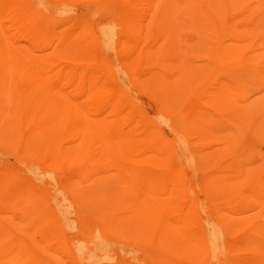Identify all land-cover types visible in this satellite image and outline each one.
<instances>
[{
    "label": "bare ground",
    "instance_id": "1",
    "mask_svg": "<svg viewBox=\"0 0 264 264\" xmlns=\"http://www.w3.org/2000/svg\"><path fill=\"white\" fill-rule=\"evenodd\" d=\"M240 2L0 0V42L26 80L105 113L98 124L125 157L135 225L162 228L168 216L208 254L226 245L227 264H264V96L227 110L225 85L208 82L221 54L206 31L220 5ZM32 183L19 209L25 237L0 223V264H106L111 238L129 237L101 209L47 201Z\"/></svg>",
    "mask_w": 264,
    "mask_h": 264
},
{
    "label": "rangeland",
    "instance_id": "2",
    "mask_svg": "<svg viewBox=\"0 0 264 264\" xmlns=\"http://www.w3.org/2000/svg\"><path fill=\"white\" fill-rule=\"evenodd\" d=\"M251 1L242 0L228 10L220 5L221 14L206 31V37L221 54L213 67V80L208 82L212 87L225 85L222 106L227 110L264 96V0ZM1 46L0 42L3 231L25 237V229L19 228V209L25 205L24 184L29 179L47 201L71 197L79 206L101 209L112 218L115 229L126 231L127 239L111 238L108 242L106 264H227L226 245H217L215 253L208 254L206 246L179 230L168 216L162 228L161 224H147L149 220L145 218V226L135 225L130 217L133 211L124 198L129 187L124 178L125 157L111 129L98 124L105 113L91 102L68 101L51 86V92L42 88L41 80H26V70ZM125 82L134 85L132 80ZM58 84L62 86L60 80ZM250 154L257 157L254 152ZM189 173L197 175L194 170ZM47 201L42 202L44 206ZM31 222L35 226L30 227V232H35V228L39 229L38 218H31ZM58 257L61 264H76L72 259Z\"/></svg>",
    "mask_w": 264,
    "mask_h": 264
}]
</instances>
